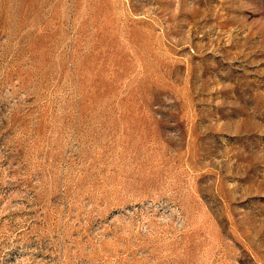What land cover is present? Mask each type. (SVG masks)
Here are the masks:
<instances>
[{"label":"rangeland","instance_id":"obj_1","mask_svg":"<svg viewBox=\"0 0 264 264\" xmlns=\"http://www.w3.org/2000/svg\"><path fill=\"white\" fill-rule=\"evenodd\" d=\"M0 264H264V0H0Z\"/></svg>","mask_w":264,"mask_h":264}]
</instances>
